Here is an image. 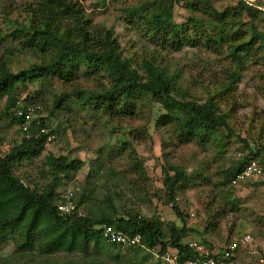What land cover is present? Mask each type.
<instances>
[{
  "label": "rangeland",
  "instance_id": "1",
  "mask_svg": "<svg viewBox=\"0 0 264 264\" xmlns=\"http://www.w3.org/2000/svg\"><path fill=\"white\" fill-rule=\"evenodd\" d=\"M31 1L0 0V64L7 61L6 68L12 73L24 71L41 60L39 53L22 50L23 36L29 33L25 30L28 25L25 8ZM75 1L83 7L85 19L113 31L124 57L138 62L156 60L165 75L176 80L183 96L192 101L204 102L220 84L227 83V71H235V64L224 48L212 52L193 36L182 40L184 45L180 48L154 38L144 19L133 12L140 11V15L149 17L152 10L144 8H154L151 3L157 0ZM209 1L217 12L222 13L235 9L241 0ZM251 4L249 7L257 8L261 13L256 27L264 36V0H253ZM154 6L155 14L169 24L185 23L191 28L193 23L189 19L197 17L207 22L206 32L216 28L207 16L189 13L183 2L173 5L171 12L165 9L167 1ZM129 12L133 16L128 15ZM236 23L227 29L240 31L248 38L250 22L242 17ZM189 39L193 40L192 46L187 44ZM10 49L14 50L12 55L7 53ZM253 56L236 71L237 91L223 104V109L228 106V111L232 112L230 133L218 130L203 144L181 142L178 127L163 124L160 116L164 111L148 97L134 101L131 115L112 116L101 111L95 113L88 106L82 107L75 97L77 91H101L102 87L110 86L109 78L103 72L90 75L81 66L69 76L68 83L53 76L44 82L27 81L18 85L16 97L20 102L36 103L35 120L43 117L47 133L52 132L55 136V139L53 136L51 141L47 140L40 157L19 165L20 177L34 184H47L49 177L48 180L44 178L48 176L47 158L63 156L68 158V164L74 162L81 166L72 171L69 178H62L57 197L69 186L80 190L76 205L83 217L105 211V199L109 197L117 207L118 216L138 215L146 220H157L168 240L170 225L181 226L173 211L175 205L185 228L213 234L219 242L243 233L264 240V201H261L259 184H244L257 189L254 198H250L249 195H238L224 182L225 171L248 154L244 140L252 149L260 142L264 144V52L258 51ZM60 95L69 96L70 109L55 111L54 117H50L52 102ZM5 104L6 97L0 96L1 156L26 137L12 122L9 112H4ZM175 167L182 169L189 181L175 193V201L171 202L163 183L165 172L173 175L171 168ZM83 188H87L85 192ZM191 213H194L192 218ZM194 232L186 238L194 236ZM101 250L97 253L92 249L87 259L78 253L41 254L36 248L31 253H21L7 239L0 240V264H163L159 248L148 251L106 245L105 248L101 246ZM147 254L149 259L142 261Z\"/></svg>",
  "mask_w": 264,
  "mask_h": 264
},
{
  "label": "trees",
  "instance_id": "2",
  "mask_svg": "<svg viewBox=\"0 0 264 264\" xmlns=\"http://www.w3.org/2000/svg\"><path fill=\"white\" fill-rule=\"evenodd\" d=\"M162 1L168 2L165 9L170 12L173 5L183 2L189 13L207 16L216 28L206 32L207 22L197 17L189 19L193 23L191 28L185 23L169 24L154 11V5ZM151 5L154 8H144L152 10L151 16L140 15V11L136 13V10L133 14L144 19L154 38L180 48V45H184L182 40L193 36V39L199 40L212 52H219L224 48L228 58L235 64V71H227V83L220 84L216 92L204 102L197 103L183 96L176 80L166 76L156 60L143 59L138 62L124 57L120 45L113 37V31L85 19L83 7L78 1L32 0L25 8L28 16L25 30L29 33L23 36L25 41L22 43V50L39 53L41 60L39 64L17 73L6 68L7 61L1 62L0 96L6 97L4 112H9L8 116L19 128L21 120L13 114L16 103L20 101L15 95L18 85H24L27 81L44 82L53 76L67 82L74 70L83 66L90 75L105 73L110 81V86L102 87L101 91L82 90L75 95L82 107L88 106L95 113L101 111L112 116L131 115L134 112V101L148 97L164 111L160 121L178 127L181 142L197 141L203 144L218 130L224 129L230 133L229 120L232 112L228 111V106L223 109V104L237 91L236 71L251 61L258 51L264 52V36L258 33L256 27L260 11L241 1L235 9L222 13L217 12L209 0H157ZM128 15L133 16L131 12ZM242 17L250 22L251 32L248 38L240 31L227 29L228 26L234 27ZM190 32L193 34L187 35ZM189 40L187 44L192 46L193 40ZM13 52V49L7 50L10 55ZM68 99V95L56 97L52 102L50 117H54L55 111L70 109ZM23 103L36 106L30 100H24ZM36 111L37 115L38 109ZM44 122L43 117L34 120L28 137L22 138L20 144L12 147L4 156L0 155V240L10 239L15 249L21 253H31L36 248L41 254L78 253L87 259L92 249L98 253L102 251L101 246H111L103 241L98 229L103 225H110L127 236L139 235L141 245L148 250L159 248V254H162L168 248L176 249L180 261L194 256L183 243L194 230L185 228L182 215L175 205L173 211L182 226L170 225L171 236L168 240L157 220H146L138 215L118 216L117 207L109 197L105 199V211L101 210L98 215L90 213L88 217H77L60 214L57 205L61 199L57 197V189L62 178H69L70 173L81 164H68V158L63 156L48 157V176L44 178L48 180L49 177V181L44 185L34 184L26 178L24 181L18 172L22 162L40 157L48 136H54L52 132L40 133L42 129L47 130ZM19 130L21 132L20 128ZM243 143L248 154L225 171L224 182L229 187L231 180L249 161L256 160L264 166V144L260 142L252 149L248 141L244 140ZM171 171L173 175L165 172L163 186L166 196L172 202L175 201V193L189 179L178 167L171 168ZM86 189L83 188V191ZM148 259V254L141 258L142 261Z\"/></svg>",
  "mask_w": 264,
  "mask_h": 264
},
{
  "label": "built area",
  "instance_id": "3",
  "mask_svg": "<svg viewBox=\"0 0 264 264\" xmlns=\"http://www.w3.org/2000/svg\"><path fill=\"white\" fill-rule=\"evenodd\" d=\"M248 6H251L253 0H241ZM36 109L34 106L27 105L18 101L14 107V117L21 120L19 128L23 135L28 137L30 127L35 120ZM41 134H47V130L42 129ZM53 136H48L51 141ZM247 182L258 183L264 189V166L256 160L249 161L242 171H240L230 182V187L239 190L241 186ZM80 190L74 187H68L63 195L60 196L61 201L58 203L57 210L60 214L66 216L77 215L83 217L76 205V199ZM193 216V214H192ZM101 231L102 239L109 245H118L126 247H137L141 245V237L139 235L127 236L113 226L103 225L98 228ZM188 249L194 254L192 258L180 261V255L177 251L173 253H165L161 259L165 264H237L236 255L242 252L251 260L250 264H264V243L250 233H243L234 236L222 250L215 251L199 242L191 241L188 243Z\"/></svg>",
  "mask_w": 264,
  "mask_h": 264
},
{
  "label": "crops",
  "instance_id": "4",
  "mask_svg": "<svg viewBox=\"0 0 264 264\" xmlns=\"http://www.w3.org/2000/svg\"><path fill=\"white\" fill-rule=\"evenodd\" d=\"M251 184H254L255 185V182H250ZM246 184V183H245ZM256 184H258V183H256ZM259 187H260V190L262 189L261 188V186L259 185ZM234 190V189H233ZM234 191H236L237 192V194L238 195H241L242 194V196H248L249 195V197L251 198V197H253L254 198V196H255V194H256V192H254V191H257V189H251V188H248V187H246L244 184L241 186V188L239 189V190H234ZM262 192L261 193H259V194H261V201H264V189H262L261 190ZM260 192V191H259ZM192 214H193V216H192ZM190 217L192 218V217H194V213H191L190 214ZM178 220V219H177ZM180 222V221H179ZM180 224H181V222H180ZM177 227H179L178 225H176ZM181 226H182V224H181ZM180 226V227H181ZM194 230V229H193ZM195 231V230H194ZM195 233V235L194 236H191V237H189V238H186V239H184L183 240V243H184V245H186L187 246V249H188V243L189 242H191V241H195V242H199L200 244H203V245H205L207 248H209V249H211V251L214 253V254H216L215 253V251H217V250H222V248L223 247H225L228 243H229V240H230V238L229 239H227L226 238V241H224V242H219L220 241V239L218 238V237H216L215 238V236L213 235V234H208V233H205V232H202V230H197V232H194ZM238 235H240V234H238ZM238 235H235V237L236 236H238ZM226 236V235H225ZM218 238V239H217ZM257 239H259V238H257ZM262 243H264V240H261V239H259ZM112 246V245H111ZM115 246H117V247H121V248H130V249H135V248H138V247H140L141 249H144V250H148L147 248H145L144 246H142V245H139V246H137V247H126V246H118V245H115ZM189 250V249H188ZM149 251V250H148ZM175 251H177L176 249H173V248H168L164 253H162V254H159V256H160V259H161V257L165 254V253H173V252H175ZM178 252V251H177ZM179 253V252H178ZM161 261H162V259H161ZM236 262H237V264H250L251 263V260L249 259V258H247L241 251L240 252H238V254L236 255ZM162 263L163 264H165L163 261H162Z\"/></svg>",
  "mask_w": 264,
  "mask_h": 264
}]
</instances>
